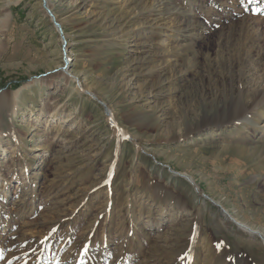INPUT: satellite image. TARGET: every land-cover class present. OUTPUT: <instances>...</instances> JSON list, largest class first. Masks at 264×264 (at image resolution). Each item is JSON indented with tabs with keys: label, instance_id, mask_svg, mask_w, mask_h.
Returning <instances> with one entry per match:
<instances>
[{
	"label": "rangeland",
	"instance_id": "374dc122",
	"mask_svg": "<svg viewBox=\"0 0 264 264\" xmlns=\"http://www.w3.org/2000/svg\"><path fill=\"white\" fill-rule=\"evenodd\" d=\"M84 1L50 0L69 74L136 144L58 72L41 0H0V264H229L216 254L254 252L247 238L264 250L174 174L264 236V0Z\"/></svg>",
	"mask_w": 264,
	"mask_h": 264
},
{
	"label": "bare ground",
	"instance_id": "6f19581e",
	"mask_svg": "<svg viewBox=\"0 0 264 264\" xmlns=\"http://www.w3.org/2000/svg\"><path fill=\"white\" fill-rule=\"evenodd\" d=\"M83 1V0H82ZM96 1H98L99 2V4L100 3H112V4H120V5H118V7H120V8H124V7H126L127 6V4H128V1L129 0H96ZM46 3H47V7L50 9L51 7H50V0H46ZM84 3V5L85 4H88V0L86 1H84L83 2ZM153 6H154V4H152ZM152 9V8H151ZM51 10V9H50ZM148 11H150V7H149V9H148ZM52 12V11H51ZM147 12V11H146ZM144 12H142V13H139V14H143ZM54 15V14H53ZM55 18H56V20H57V22L60 24L61 22H60V20L55 16ZM161 26V25H163L162 23H159V22H155V23H153V26ZM200 26V25H199ZM148 27H150V25H145V27H144V25L141 27V28H143L144 30H146ZM187 28H188V26H186ZM189 27H191V26H189ZM184 30V29H183ZM190 30H192V29H190ZM195 30V29H194ZM193 30V31H194ZM179 31L180 30H177V32H176V34L177 33H179ZM186 31V30H185ZM192 32V31H191ZM64 35H65V33H63ZM189 34V33H188ZM194 36H197L196 34H195V32H193L192 33ZM65 37H66V35H65ZM176 38L177 37H174L173 39L174 40H176ZM60 39V38H59ZM67 39V38H66ZM61 45H62V41L60 40V47H61ZM71 46V44L68 42L67 44H66V46H65V48L64 49H66L67 50V53H68V51H69V47ZM67 60H71V58H70V54L68 53V55H67V57H66V60L64 61V59H63V55L61 54V61H62V64L60 65V66H58V67H56L59 71V73H61V75L64 77V78H67L68 80H70V81H72L74 84H75V87L78 89V91H80V90H83V89H80L79 90V88H80V81L78 82V84L74 81L75 79V75H71L72 73H71V71H68V69L67 70H65L64 71V69H63V66H64V64H65V62L67 61ZM70 62V61H69ZM67 71V72H66ZM69 73H71V74H69ZM70 75V76H69ZM81 92V91H80ZM83 92L85 93V92H87V91H84L83 90ZM90 94V93H89ZM91 96H93V97H95L96 98V100H98V98L93 94V93H91L90 94ZM5 106V101H4V99L3 98H0V109L2 108V107H4ZM104 114H105V116H106V118H107V120H108V122H110L109 123V125L117 132V133H120V135H123L124 137H126V135L129 137L128 139L129 140H131L132 142H133V144H136V142H135V139H133L128 133H126L124 130H122L121 128H119L118 127V124H117V122H116V120H115V118H114V115H113V112H112V110L111 109H109L108 107H107V114L105 113V110H104ZM70 120V118H66V120H64V121H62V122H67V121H69ZM110 120V121H109ZM116 127L118 128V131L116 130ZM120 129V130H119ZM175 175H177L178 177H182L183 175H180V174H177V173H174ZM185 179L187 178V179H190V178H188V177H186V176H183ZM191 180V179H190ZM192 181V180H191ZM194 183V182H193ZM195 184V183H194ZM197 189L199 190V192H201V190L197 187ZM195 192V191H194ZM198 194V193H197ZM199 196V195H198ZM23 199V198H22ZM14 203H12L13 205H19L18 203H19V201H13ZM221 208H222V206H221ZM223 210H224V208H222ZM225 212H227L226 210H224ZM228 213V212H227ZM229 214V213H228ZM230 215V214H229ZM231 216V215H230ZM227 217V216H226ZM232 217V216H231ZM235 220V219H234ZM236 221V220H235ZM237 222V221H236ZM237 223H239V222H237ZM240 224V223H239ZM242 225V224H241ZM237 227H239L240 229H244V231L245 232H247V233H249V234H252V232L251 231H253V230H251V229H249V228H247V227H245L244 225H242V226H237ZM261 235H262V233H261ZM263 236V235H262ZM264 237V236H263Z\"/></svg>",
	"mask_w": 264,
	"mask_h": 264
},
{
	"label": "water",
	"instance_id": "95a60500",
	"mask_svg": "<svg viewBox=\"0 0 264 264\" xmlns=\"http://www.w3.org/2000/svg\"><path fill=\"white\" fill-rule=\"evenodd\" d=\"M41 7H42V9L47 13V16H49V18L51 19V21H52V24H53V26L55 27V29H56V31H57V33H58V35H59V37H60V39H61V41H62V45H61V48H62V52H63V59H64V61L66 60V57H67V52H66V49H64L65 48V46H66V44H67V39L65 38V35L63 34V29H62V27H61V25L57 22V20H56V18H55V16L53 15V12H51V10L47 7V3H46V0H41ZM69 61L70 60H67L66 62H65V64H64V66H63V69H64V71L65 70H67V69H69ZM54 73L55 72H57V70H54L53 71ZM51 73V72H50ZM75 80V82L78 84V82H79V80H78V78L77 77H75L74 78ZM88 96H90L91 98H93L94 100H96V98L95 97H93V96H91L88 92H85ZM98 102H99V104L104 108V110H105V113L107 114V106H106V104L105 103H103L102 101H100V100H97ZM110 121V120H109ZM111 122V121H110ZM112 123V122H111ZM127 136V135H126ZM128 137V136H127ZM129 138V137H128ZM160 164V163H159ZM168 169H169V171L170 172H173L172 170H171V168H169L168 167ZM181 178H183V179H185L183 176L181 177ZM193 188H194V190H195V192L196 193H198V195L199 196H201L202 198H204V199H206V200H208L209 202H211L213 205H215L220 211H221V213L224 215V216H227V218L232 222V223H234L235 225H237V226H242L241 224H239V223H237L227 212H225L222 208H221V206L219 205V204H217L216 202H214L213 200H211L206 194H204L203 192H199V190L197 189V186L193 183V181H191L190 179H185ZM252 232V234H254V235H256V236H258L261 240H262V242L264 243V237L261 235V233H259V232H255V231H251Z\"/></svg>",
	"mask_w": 264,
	"mask_h": 264
},
{
	"label": "crops",
	"instance_id": "0c3cea01",
	"mask_svg": "<svg viewBox=\"0 0 264 264\" xmlns=\"http://www.w3.org/2000/svg\"><path fill=\"white\" fill-rule=\"evenodd\" d=\"M135 141H136V139H135ZM165 194L166 193L164 192V195ZM167 195L169 196L170 194H167ZM258 239L261 240L260 238H258ZM234 241H236V240H234ZM262 244H263V242H262ZM258 245H259L258 240L254 239V238H247L245 240V246L249 247V248L250 247L254 248V252L248 251L247 253H244V252L240 253L239 252L240 250L233 248L232 244L230 243V244L224 245V247L222 248V253H218L216 255L223 256L225 258V261H227L229 264H236L232 260V258H234V257H245V258H247L246 264H249L250 262H251V264H264V250L260 249ZM246 256H248V257H246ZM249 258H253V261Z\"/></svg>",
	"mask_w": 264,
	"mask_h": 264
}]
</instances>
